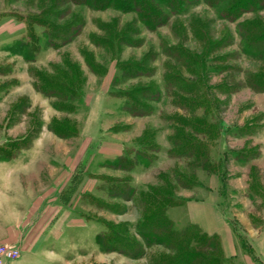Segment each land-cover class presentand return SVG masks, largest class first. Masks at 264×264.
<instances>
[{"label": "rangeland", "instance_id": "374dc122", "mask_svg": "<svg viewBox=\"0 0 264 264\" xmlns=\"http://www.w3.org/2000/svg\"><path fill=\"white\" fill-rule=\"evenodd\" d=\"M219 10L196 0L184 13L169 14L166 24L149 29L135 13L94 11L69 0H0V195L23 199L30 187L33 198L48 200L49 177L68 186L66 193L76 201L70 209L95 225V236L88 240L70 233L61 262L155 264L154 258L167 257L162 246L147 247L138 235L139 199L150 187L176 185L177 172L190 170L189 159L168 152L174 134L170 118H205L203 109L177 107L188 106L189 96L178 93L180 87L186 90L183 80L199 76L213 105L207 126L195 120L199 139L209 133L210 157L220 164L222 179L191 169L198 186L177 190L184 204L170 209L168 217L184 228L186 201L204 199L212 186L238 250V259L226 264H244L248 240L264 230V92L247 84L252 75L264 74V61L243 51L241 29L264 25V8L236 21L223 19ZM188 54L206 57L205 62L186 61ZM127 65H137L143 75L122 77L120 69ZM60 84L72 94L62 89L66 100L48 97V86ZM144 86L159 96L146 102L153 110L149 116L134 117L121 92ZM54 128L69 135L60 137ZM145 132L154 133L147 148L138 144ZM152 144L159 148L156 154ZM121 145L122 156L131 150L130 158L137 161L129 171L114 157ZM140 151L148 157L139 158ZM109 226L122 227L121 236L116 242L106 239L102 247L97 236Z\"/></svg>", "mask_w": 264, "mask_h": 264}, {"label": "trees", "instance_id": "16d2710c", "mask_svg": "<svg viewBox=\"0 0 264 264\" xmlns=\"http://www.w3.org/2000/svg\"><path fill=\"white\" fill-rule=\"evenodd\" d=\"M195 1L196 0H69L73 5L86 6L94 11L114 9L124 14L135 13L138 15L140 22L149 29H155L166 24L169 14L180 15L184 13L187 8L195 4ZM203 2L211 8H220L219 12L221 17L223 19H230L231 21H236L245 13L260 11L264 8V0H203ZM49 29L50 28H48V32L51 31L52 37L57 39L56 27L52 26L50 31ZM64 31L65 30L58 29L59 33ZM241 36L244 38L245 42V49L243 48V51H247L252 57L264 61V25L259 23L243 25ZM245 39L248 41H245ZM204 59H206V57L198 60L196 56L192 58L189 54L186 57V61L188 60L190 62L204 61ZM120 71L124 78L134 79L143 75L141 68L137 67V65H127L120 69ZM176 77L180 79L178 75ZM168 83V80H166V84ZM183 84L186 90L183 91L180 87L178 88V93L187 94L189 96V100H187L188 106L186 107L182 104L177 107L182 110L192 107L203 109L205 118L197 117L193 120L192 116L186 117L185 115L174 114L173 117L170 118V120H173L174 134L169 136V142L172 147L168 152L179 159H189L190 170L187 173L177 172V176L175 177L177 186L175 184L165 183L162 187H150L147 192L141 193L139 205L141 206L142 217L136 229L138 235L143 239L147 247L162 246L169 253L166 255L167 257L154 258L155 264H226L227 260L224 257L219 237L208 236L197 226L190 223L184 228L178 229L175 223L168 217V211L170 209L179 208L184 204V201L176 197L177 190H191L198 186L196 172H192L193 169H201V171H206L211 175L220 176V179H222V168L220 164L212 162L210 157L208 148V140H211L210 135L209 133L208 135L205 134L199 139L202 133H200L201 129L196 123V121L199 120L200 122H197L202 124L201 127H203V125L207 126V114L210 113L209 110L212 105V103L207 100V90L205 87H202V80L199 76L196 81L185 82L183 80ZM247 84L254 91L264 92V74L261 76L252 75V77L248 79ZM57 87L58 88L48 86V97L66 100V96L62 97V89L72 94V91H68L65 84L57 85ZM167 88H170L169 84ZM124 93L125 94L121 92L122 96L126 99V110L134 117L149 116L153 110L146 102H155L157 101L156 98L159 96V91L152 86L134 88ZM200 95L203 99L197 100ZM52 130L60 137L69 135L67 134L68 130L64 134L60 128H54ZM153 136L154 133H143L138 139V144L141 146L145 145L144 148L150 147L145 143L150 139L153 140ZM152 146V153L156 154L159 148L157 145L155 146V144H152ZM130 151H126V154L118 159L119 165H121L124 171L133 169L137 164V161L130 158ZM138 155L141 159L142 156L148 157L145 156L146 154L142 153V151H140ZM119 229L121 230L122 227H107L106 232L100 233L97 236L98 244L102 247L105 246L104 241L106 239L109 241L108 238L116 242L117 235L121 236V234H118L120 231ZM101 237H104V240H102Z\"/></svg>", "mask_w": 264, "mask_h": 264}, {"label": "crops", "instance_id": "0c3cea01", "mask_svg": "<svg viewBox=\"0 0 264 264\" xmlns=\"http://www.w3.org/2000/svg\"><path fill=\"white\" fill-rule=\"evenodd\" d=\"M122 151L121 145L114 157H122ZM49 180L50 177L48 200L33 198L30 187L28 197L23 199L15 195L11 200L0 195V245L20 250L19 257L6 264H67L61 262L59 254L69 250L70 233L88 240L94 238L95 225L87 224L82 215L70 209L76 201L74 195L69 197L66 193L68 186ZM210 190L213 192L212 186ZM212 192L204 199L186 201L187 221L208 236L219 237L226 260L238 259L232 232L217 210ZM255 235L248 240L250 254L242 256L244 264H264V230Z\"/></svg>", "mask_w": 264, "mask_h": 264}, {"label": "built area", "instance_id": "2783aa9c", "mask_svg": "<svg viewBox=\"0 0 264 264\" xmlns=\"http://www.w3.org/2000/svg\"><path fill=\"white\" fill-rule=\"evenodd\" d=\"M20 255V250L16 247L8 245H0V264H6L17 259Z\"/></svg>", "mask_w": 264, "mask_h": 264}]
</instances>
